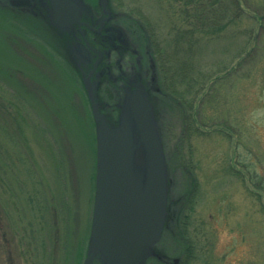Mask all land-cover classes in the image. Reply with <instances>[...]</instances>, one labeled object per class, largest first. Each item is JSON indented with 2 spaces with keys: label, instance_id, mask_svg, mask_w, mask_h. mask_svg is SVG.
I'll return each instance as SVG.
<instances>
[{
  "label": "rangeland",
  "instance_id": "374dc122",
  "mask_svg": "<svg viewBox=\"0 0 264 264\" xmlns=\"http://www.w3.org/2000/svg\"><path fill=\"white\" fill-rule=\"evenodd\" d=\"M117 1L124 7L111 3L114 10L148 20L156 41L169 38L171 0ZM258 2L244 0L238 25L195 52L198 76L211 75L186 97L189 119L169 99L163 131L158 123L171 170L168 237L156 249L164 252L162 264H182L189 240L197 256L184 264H264V28L253 19L260 10H252ZM1 8L0 264H82L97 167L91 102L43 21ZM258 32L253 49L249 38ZM104 93L110 103L113 94ZM188 171L197 181L187 203ZM182 228L188 238L176 234Z\"/></svg>",
  "mask_w": 264,
  "mask_h": 264
},
{
  "label": "water",
  "instance_id": "95a60500",
  "mask_svg": "<svg viewBox=\"0 0 264 264\" xmlns=\"http://www.w3.org/2000/svg\"><path fill=\"white\" fill-rule=\"evenodd\" d=\"M65 3L70 1L52 0L56 16L68 10ZM84 84L96 121L97 167L92 226L82 264H95V259L103 264H146L151 255L161 258L154 245L166 223L170 195L154 105L145 88L128 91L117 123L109 125L94 86L89 79Z\"/></svg>",
  "mask_w": 264,
  "mask_h": 264
},
{
  "label": "flooded vegetation",
  "instance_id": "af4514ba",
  "mask_svg": "<svg viewBox=\"0 0 264 264\" xmlns=\"http://www.w3.org/2000/svg\"><path fill=\"white\" fill-rule=\"evenodd\" d=\"M69 1L71 4L65 3L68 10L59 17L55 15L52 0H0L4 5L0 8L43 21L40 26L55 37L61 53L80 72L83 83L89 79L94 86L99 109L108 124L116 121L117 105L124 102L128 91L143 87L150 100L157 101L153 93L156 72H153L152 51L140 34L139 22L108 4L110 10L103 0ZM106 88L113 94L110 103L101 98ZM102 106L108 107V112Z\"/></svg>",
  "mask_w": 264,
  "mask_h": 264
},
{
  "label": "trees",
  "instance_id": "16d2710c",
  "mask_svg": "<svg viewBox=\"0 0 264 264\" xmlns=\"http://www.w3.org/2000/svg\"><path fill=\"white\" fill-rule=\"evenodd\" d=\"M108 1L109 4L115 3L120 8L123 6L117 0ZM169 7L173 12V14L171 12L170 36L163 42L156 41V34L149 28L148 25L150 24L143 15V18L140 17V21L127 13L135 21L139 22L142 38L147 39L152 51L151 61L156 68H153L154 74L156 72V79L154 80L156 89H154L153 93L157 96V106H160L156 114H158L161 130L163 127L160 122L168 113L169 99L176 102V104L180 103L184 116L186 115V118L188 117L189 119L187 114L190 112L188 110L190 106L188 109L186 108V97L197 95L199 88L205 85L208 80L207 77L209 78L211 75L198 76V70L195 65L199 63L194 62V55L197 49H203L201 43L205 44L207 43L206 41L209 42L210 40L217 41L225 31L238 25L246 10L244 0H171ZM252 8V10H260L261 13L258 12L257 15H253V19L261 28H264V0L256 3ZM254 38L253 49L258 48L260 45V32L253 35L252 39L250 36V42ZM166 98L168 99L166 100ZM167 162L170 175L169 159H167ZM185 167L186 170L191 171L188 166ZM190 171L188 172L191 176V186L187 193V203L194 197L193 188L195 181H197L194 174ZM170 214L169 211V219ZM177 223L173 221L175 227H178ZM168 226L169 223H166L161 242L167 240ZM175 230L177 231V228ZM176 234L179 237L183 235L188 238L185 228H182V231L180 232L179 230ZM188 242L185 250L187 253L180 261L182 264L188 261L191 262L197 256L192 241L189 240ZM149 263L162 264L161 260L155 257H151Z\"/></svg>",
  "mask_w": 264,
  "mask_h": 264
},
{
  "label": "bare ground",
  "instance_id": "6f19581e",
  "mask_svg": "<svg viewBox=\"0 0 264 264\" xmlns=\"http://www.w3.org/2000/svg\"><path fill=\"white\" fill-rule=\"evenodd\" d=\"M106 117V116H105ZM93 120H94V123H95V119H94V117H93Z\"/></svg>",
  "mask_w": 264,
  "mask_h": 264
}]
</instances>
